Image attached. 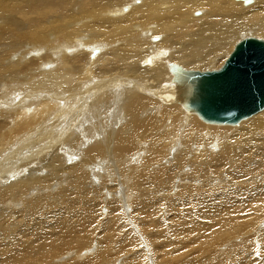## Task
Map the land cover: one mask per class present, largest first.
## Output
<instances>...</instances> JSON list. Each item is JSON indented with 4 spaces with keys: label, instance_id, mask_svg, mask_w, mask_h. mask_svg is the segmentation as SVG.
Listing matches in <instances>:
<instances>
[{
    "label": "bare ground",
    "instance_id": "6f19581e",
    "mask_svg": "<svg viewBox=\"0 0 264 264\" xmlns=\"http://www.w3.org/2000/svg\"><path fill=\"white\" fill-rule=\"evenodd\" d=\"M250 34H264V0H0V90L36 73L51 106L61 85L93 81L116 111L113 125L78 118L47 170L63 184L0 177V264H264V105L235 122L188 105L195 75L262 39ZM227 51L218 69L177 63Z\"/></svg>",
    "mask_w": 264,
    "mask_h": 264
},
{
    "label": "rangeland",
    "instance_id": "374dc122",
    "mask_svg": "<svg viewBox=\"0 0 264 264\" xmlns=\"http://www.w3.org/2000/svg\"><path fill=\"white\" fill-rule=\"evenodd\" d=\"M249 36L264 40V34H250ZM227 54L228 51L224 57L217 59L218 61L215 62L216 64L214 63L215 65L202 66L198 64L190 67L186 66L182 61L177 63L186 68H207L208 70H213L218 69L217 67L223 64ZM54 68V65H52L47 66L44 70H53ZM31 76L30 85L27 84L24 87L12 89L6 87L0 90V117L5 116V127L8 132L0 140V177L6 175L15 177V182L31 176H47L48 183H52L51 185L58 182L63 184L64 178L61 176L60 171L47 173V170L54 161L62 158L60 154L64 152L66 154L68 149L71 150L68 147L70 143L78 142V134L81 132V128H78L77 125L80 124L82 126L78 118L90 124L113 125V113L116 111L113 106L109 105V99L105 101V105L102 107L94 103L91 97L93 81L88 83L85 81L89 80L90 77H85L82 80V82L85 81V84L81 86H76L75 84L61 85L58 98L50 106L53 102L52 88L34 86L32 82L39 79V74L36 76V73H34ZM162 79L163 77H161ZM161 80H158L157 83H160ZM118 85L114 83L112 86L116 87ZM38 89H41L42 94H37ZM123 89V87L119 88V92ZM100 102L99 100L98 103ZM175 106L177 107V105ZM177 110L182 116L188 118L189 115L186 116L178 107ZM189 118L201 124L194 116H189ZM122 123L124 126L126 125L125 120ZM138 128L141 130L139 125ZM9 129H12V131H9ZM65 130L67 131L63 135ZM125 133L127 134L128 132ZM59 137H62L60 141L58 140ZM90 139L91 136H89L88 141ZM49 152H52L50 156H48ZM263 227L264 224L260 225V228ZM171 258V251H168L166 259L171 262Z\"/></svg>",
    "mask_w": 264,
    "mask_h": 264
},
{
    "label": "water",
    "instance_id": "95a60500",
    "mask_svg": "<svg viewBox=\"0 0 264 264\" xmlns=\"http://www.w3.org/2000/svg\"><path fill=\"white\" fill-rule=\"evenodd\" d=\"M188 105L205 119L218 122H235L262 108L264 41L245 39L222 70L196 74Z\"/></svg>",
    "mask_w": 264,
    "mask_h": 264
}]
</instances>
